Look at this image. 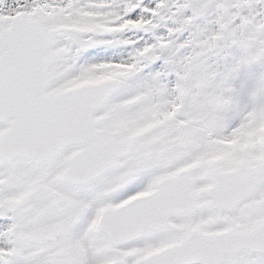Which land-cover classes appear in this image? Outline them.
Listing matches in <instances>:
<instances>
[{"label":"snow or ice","instance_id":"snow-or-ice-1","mask_svg":"<svg viewBox=\"0 0 264 264\" xmlns=\"http://www.w3.org/2000/svg\"><path fill=\"white\" fill-rule=\"evenodd\" d=\"M0 264H264V0H0Z\"/></svg>","mask_w":264,"mask_h":264}]
</instances>
